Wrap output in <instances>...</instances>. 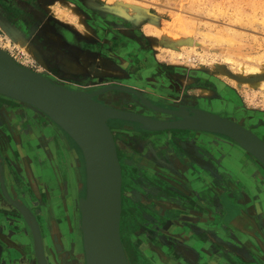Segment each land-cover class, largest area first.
<instances>
[{
  "label": "rangeland",
  "instance_id": "374dc122",
  "mask_svg": "<svg viewBox=\"0 0 264 264\" xmlns=\"http://www.w3.org/2000/svg\"><path fill=\"white\" fill-rule=\"evenodd\" d=\"M0 19L15 34L0 22V49L54 83L87 92L108 85L134 88L169 109L219 114L264 140V0H0ZM9 98L0 94V106L14 115L23 110L15 123L22 135L40 126L38 134L60 132L71 142L84 185V154L75 141L39 110ZM96 100L152 118H174L128 92L114 90ZM108 124L124 170L121 233L130 264H229L234 246L253 255L262 250L260 206L250 194L264 180V166L248 150L211 132L146 131L113 119ZM27 146L35 156L30 141ZM13 148L18 154L16 142ZM23 161L17 155L0 158V264L15 245L12 234L24 236L22 227L10 231V220L28 230L25 264H39L30 227L3 186L37 216L49 264H86L78 241L83 186L73 194L75 216L62 205L69 198L61 183L65 200L59 197L63 207L57 212L56 199L36 192ZM20 169L24 188L11 181L13 170Z\"/></svg>",
  "mask_w": 264,
  "mask_h": 264
},
{
  "label": "water",
  "instance_id": "95a60500",
  "mask_svg": "<svg viewBox=\"0 0 264 264\" xmlns=\"http://www.w3.org/2000/svg\"><path fill=\"white\" fill-rule=\"evenodd\" d=\"M122 91L134 94L148 108L171 114V120L106 105L96 97ZM0 94L33 107L66 132L89 159L84 164V191L80 199L81 229L86 264H130L121 235L123 173L117 144L109 119L135 122L146 131L192 130L224 136L237 133L256 149H247L264 165V140L240 123L201 108H188L185 118L179 110L159 106L140 91L108 85L93 92L75 90L54 83L43 74L20 65L0 49ZM108 115L107 120L103 114ZM5 196L20 211L30 227L39 264H49L44 250L42 228L35 213L14 199L3 186Z\"/></svg>",
  "mask_w": 264,
  "mask_h": 264
},
{
  "label": "crops",
  "instance_id": "0c3cea01",
  "mask_svg": "<svg viewBox=\"0 0 264 264\" xmlns=\"http://www.w3.org/2000/svg\"><path fill=\"white\" fill-rule=\"evenodd\" d=\"M58 61V59H56ZM16 112V111H14ZM15 122L20 124L22 117L20 114L14 115L12 114ZM16 117V118H15ZM38 126L36 131L24 132L22 135L19 132V137L21 140L23 154L21 156L20 152L15 150V156H20V158H24V154L26 156V170L29 171L32 181L31 183L34 185L36 192L40 193V190L48 195L49 193L51 196L56 199L57 206L55 210L62 211L61 207L65 206L72 209V212L76 210V200L74 198V192L81 188L80 176L79 171L77 168L78 161L76 160V154L70 150L71 142H67L64 140L63 135L60 132H54L52 135L48 134H38V130H41ZM59 129V128H58ZM60 130V129H59ZM8 130L6 125L4 124L3 120L0 118V142L3 143H11L13 147V143L15 142L14 138L9 137ZM7 141H6V140ZM63 139V143H60ZM28 141H30L33 145V149L35 151V156L31 153V149L29 148ZM62 145V148H61ZM18 147V146H16ZM15 148V147H14ZM24 160V159H23ZM24 162V161H23ZM37 166L41 168V172H39ZM16 179H11L12 182L15 181V184L24 188L25 177H24V169H20L19 171L13 170ZM69 173V175H67ZM232 175L237 178L236 174L232 171ZM71 181L72 186V193L69 192L68 182ZM66 184V189L68 191V198L69 202L66 206L65 203H62L61 200L64 202V195L62 194V187L61 183ZM197 182H201V178L197 175ZM263 183V184H261ZM29 184V180H28ZM260 193L258 196L257 194ZM72 194V195H71ZM61 197L62 199L59 200ZM32 198V197H31ZM250 198L252 201H256L259 204L260 210L258 211V215L260 217L261 225L258 229H260L262 235H264V180L260 182L258 190H252L250 194ZM60 202V203H59ZM5 211H11V216L14 217L13 210H9L10 208L3 206L2 207ZM58 209V210H57ZM255 211V210H254ZM76 216V215H75ZM13 219V218H12ZM254 221V220H253ZM258 221V220H257ZM17 223V222H16ZM19 225H16L13 221L10 220L9 229L12 233H15L18 227H22L24 229V236L21 234H12V237L15 239V245L10 247V255L4 256L3 262L9 264H25L28 260V257L25 252H30L31 246L28 239V230L24 223V227L21 222H18ZM256 223V222H255ZM258 223V222H257ZM15 229V230H13ZM249 232H253L251 229H247ZM14 231V232H13ZM264 237V236H263ZM261 246H263L262 250L258 251L257 254H251L249 250L244 247L234 246L233 252L234 258L228 261L229 264H264V238L259 240ZM3 252V251H2ZM6 254V253H5ZM237 256V258H235Z\"/></svg>",
  "mask_w": 264,
  "mask_h": 264
},
{
  "label": "flooded vegetation",
  "instance_id": "af4514ba",
  "mask_svg": "<svg viewBox=\"0 0 264 264\" xmlns=\"http://www.w3.org/2000/svg\"><path fill=\"white\" fill-rule=\"evenodd\" d=\"M61 85L68 86V85H71V84L62 83ZM186 108H188V107H186ZM18 112H19L18 114H20V116L23 118L24 117V114L22 113L23 110L22 109L20 111L18 110ZM0 118L3 120L4 124L7 127V130L9 132L8 133L9 137L10 136L13 137V138L15 137L14 140L16 142V146H18V150H19V152H20V154L22 156V154L24 152L22 150L21 140H20V137H19V130L16 127V124H15L16 122H15V119H14V117L12 115V112H10L8 106L5 105V104H2L0 106ZM11 137H10V139H11ZM6 157H8V158H15V150L12 147V144L10 142L9 143H6V145L4 146V148L3 147H0V158L1 159L3 158L5 160ZM23 159H24V164L26 165V156H25V154H24V158ZM153 197L155 198V194H153ZM124 207H125V199L123 197V210L125 209ZM122 214H123V212H122Z\"/></svg>",
  "mask_w": 264,
  "mask_h": 264
},
{
  "label": "bare ground",
  "instance_id": "6f19581e",
  "mask_svg": "<svg viewBox=\"0 0 264 264\" xmlns=\"http://www.w3.org/2000/svg\"><path fill=\"white\" fill-rule=\"evenodd\" d=\"M0 22H1V24H2V26H4V28H6V30L8 31V34H13V36L15 35L14 34V30H13V28L11 27V25L9 26L8 24H5L4 22H2V20L0 19ZM5 30V29H4ZM115 68V67H114ZM117 69V68H116ZM106 71V70H105ZM108 72H111V71H108ZM110 74V73H109ZM10 99V98H9ZM37 110V109H36ZM181 113H182V115L185 117V118H188L189 116H190V112H189V109L188 108H186V107H183V109H181ZM46 116V115H45ZM103 116H104V118L107 120V118H108V115H106L105 113L103 114ZM47 117V116H46ZM57 126V125H56ZM57 128H59V127H57ZM60 129V128H59ZM231 140H233L235 143H237L236 145H238V146H241V147H243V148H247V149H256V146L255 145H253L248 139H246V138H244V137H242L241 135H239V134H237V133H233V132H231V135H229L228 136ZM233 141H230L231 143L233 142ZM234 142L232 143V144H234ZM237 147V146H236ZM194 149H190V151H193ZM230 159L231 160H233L232 159V157H230ZM261 163V162H260ZM84 164L85 165H87L88 167H89V159L87 158V157H85L84 156V158H83V163H82V166H83V168H84ZM262 164V163H261ZM263 165V164H262ZM264 166V165H263ZM122 171H124L123 169H122ZM128 171V170H127ZM129 172V171H128ZM130 174V173H129ZM67 175H69V173L67 174ZM126 175V174H125ZM128 175V174H127ZM129 176V175H128ZM124 179V178H123ZM124 182V181H123ZM72 186H73V184H72V182L71 181H69L68 182V187H69V192L70 193H72ZM83 185H81V187H82ZM72 195V194H71ZM123 212V211H122ZM122 220V219H121ZM82 230V229H81ZM121 235H122V233H121ZM123 239V238H122ZM78 241H79V243H80V245H82V247H83V251H84V246H83V240H82V238H81V241H80V239L78 238ZM45 242V241H44ZM85 255V254H84ZM186 258V257H185Z\"/></svg>",
  "mask_w": 264,
  "mask_h": 264
}]
</instances>
